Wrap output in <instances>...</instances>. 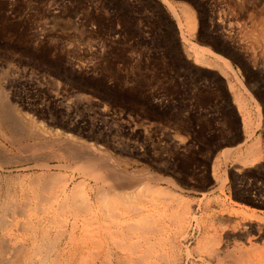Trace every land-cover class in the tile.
<instances>
[{
    "label": "rangeland",
    "instance_id": "374dc122",
    "mask_svg": "<svg viewBox=\"0 0 264 264\" xmlns=\"http://www.w3.org/2000/svg\"><path fill=\"white\" fill-rule=\"evenodd\" d=\"M186 41L223 58L207 53L208 62L200 61ZM1 89L22 116L49 129L40 140L18 137L0 123V163H9L0 167V191L8 201L9 189L11 203L25 206L20 218L45 216L38 209L46 203L39 196L44 189L58 207L63 184L78 183L84 174L92 184L115 182L85 173L90 167L67 155L70 143L107 155L112 168L129 175L124 191L147 183L167 191L160 198L156 191L133 197L135 206L123 207L124 217L112 216L116 223L108 221L101 239L90 215L80 213L89 224L76 232L81 241L75 234L78 244L73 235L65 239L78 264H118L120 258L124 264H264V156L254 165L235 157L257 138L264 147V0H0ZM237 146L232 157L224 151ZM42 170L63 178L51 186ZM182 202L190 211L185 228L176 217ZM59 259L52 261L63 264Z\"/></svg>",
    "mask_w": 264,
    "mask_h": 264
},
{
    "label": "bare ground",
    "instance_id": "6f19581e",
    "mask_svg": "<svg viewBox=\"0 0 264 264\" xmlns=\"http://www.w3.org/2000/svg\"><path fill=\"white\" fill-rule=\"evenodd\" d=\"M185 8H186V11L188 12V14H189V26H190V28L192 29V30H195V28H196V26H197V22H196V19H195V16H194V11H193V9L192 8H189V5L188 6H185ZM179 23V22H178ZM184 34H182V36H183ZM187 42V45H185V48H186V50L188 51V53L189 54H192V53H194L196 56H197V59L198 60H200V61H203V62H208V58L209 57H211V56H208V58H207V53H211V55L213 54L214 55V57H217V58H223L222 56H220L219 54H217V53H215L214 51H212L210 48H207V47H205V46H202V45H199V44H196V43H190V44H188V41H186ZM213 60V59H212ZM217 60V59H216ZM216 62V61H215ZM0 123H2V125L4 126V125H8L9 124V126H11L12 127V131L14 130L15 132H17L18 133V137H20L21 136V134L20 133H22V135H23V133H25L26 134V136H27V134L28 135H30V136H27V138H29V137H31V136H37V138L38 137H41L42 138V136H45V133H47L46 134V136L48 135V130L49 129H47L46 130V128H48V127H43V126H45V125H42V124H37L36 122H38L37 120H35L34 118V120L36 121H34L33 119H31V118H29V117H27L28 116V113L26 114V115H21V114H23V113H21L20 114V112H23V111H20V112H18V108H16L15 107V105H12L10 102L11 101H9L10 100V98L8 99L7 98V95H5V93H4V90L3 89H1L0 90ZM242 94V93H241ZM238 96V95H237ZM239 96H240V94H239ZM241 97V99H244V98H242V96H240ZM239 98V97H238ZM240 99V100H241ZM245 100H246V98H245ZM242 101V100H241ZM29 118V119H28ZM250 121V120H249ZM39 122H41V121H39ZM245 122H246V119H245ZM42 123V122H41ZM250 123H251V121H250ZM250 123H248V124H250ZM246 124H247V122H246ZM252 124V123H251ZM251 124H250V127H251ZM258 124H259V122H258ZM1 125V126H2ZM2 126V127H3ZM5 126V127H6ZM249 126V125H248ZM2 127H1V130H2ZM8 129V128H7ZM9 130V129H8ZM46 131V132H45ZM53 131V130H52ZM3 132V131H2ZM6 132V131H5ZM10 132V131H9ZM14 132V133H15ZM55 132V131H54ZM8 133V132H7ZM13 133V132H12ZM13 133V134H14ZM9 134V133H8ZM7 134V135H8ZM16 134V133H15ZM24 134V135H25ZM51 134V133H50ZM56 136L58 135L57 133L55 134ZM55 135H53V137H55ZM250 135L252 136V133H250ZM12 136V135H11ZM50 136V135H49ZM48 136V137H49ZM3 137V136H2ZM10 137V136H9ZM12 137H15V136H12ZM18 137H16V139L18 138ZM24 137V136H23ZM4 138H5V135H4ZM25 138V137H24ZM50 138V137H49ZM56 138V137H55ZM12 139V138H11ZM15 139V138H14ZM16 139L14 140V141H16ZM32 139H34L33 137H32ZM38 139H40V138H38ZM38 139H36V140H38ZM43 139V138H42ZM44 139H46V138H44ZM48 139V138H47ZM58 139V138H57ZM56 139V141H58ZM81 139V138H80ZM7 140V139H6ZM13 140V139H12ZM17 140H20V139H17ZM22 140V139H21ZM20 140V141H21ZM41 140V139H40ZM247 140V139H246ZM14 141H12L13 143H14ZM28 141V140H27ZM39 141V140H38ZM45 141H47V140H45ZM54 141H55V139H54ZM18 143H19V141H17ZM53 142V141H52ZM51 142V143H52ZM246 142V141H245ZM244 142V143H245ZM12 143V145H14ZM22 143H23V141H22ZM34 143V142H33ZM36 143V142H35ZM58 143V142H57ZM84 143V142H83ZM16 144V143H15ZM37 144V143H36ZM44 144H49L48 143V141H47V143L45 142ZM44 144H42V145H44ZM56 144V143H55ZM3 146V144L2 143H0V146ZM5 145V144H4ZM11 145V146H12ZM25 145V144H24ZM40 145V141H39V143H38V146ZM41 145V146H42ZM242 145V144H241ZM21 146V145H20ZM27 146H29V144H27ZM34 146H36V145H34ZM40 146V147H41ZM59 146V145H58ZM63 145H60V147H62ZM4 147V146H3ZM19 147V146H18ZM37 147V146H36ZM35 147V148H36ZM46 147V146H45ZM93 147V145H91V148ZM16 148V147H15ZM20 148V147H19ZM22 148H23V146H22ZM24 148H26V146L24 147ZM28 148V147H27ZM26 148V149H27ZM34 148V147H33ZM90 148V149H91ZM1 149V148H0ZM6 149V148H5ZM8 149V148H7ZM17 149V148H16ZM63 149H65V148H63ZM66 149H68L67 151H68V153H67V151H65L66 153H67V155L69 156V155H71V156H73L74 158H77V159H80L81 160V162H83V164L85 165V166H89L90 168H88V169H86V168H83V170H87L86 172L85 171H83V172H85V173H88L89 171L88 170H90V172L91 171H93V172H91V173H89V174H91V178L93 177V178H95L94 176H97V178L98 177H108V175L115 181V182H113V183H108V184H106L105 183V178H103V180L102 179H100V181L102 180L103 182H102V184H92V183H90L88 180H87V178H88V175H83L84 177H82V179L80 180V181H78V183H75L76 181L74 180L73 182H72V184H70V185H68L70 182H68V184L67 183H65V184H63V186H62V189H61V191H62V193H63V195H62V198H63V196H64V198L62 199V201H61V203H59V204H57L58 205V207H56L55 205H53L54 204V199H56L55 198V196L53 195V197H54V199H53V197L51 198V197H49L48 196V194L47 193H45L46 192V190L47 189H44L42 192H41V194H39V196L40 197H42V199H43V201L45 202V200H46V203H45V205H42V206H39L38 207V209H41L42 211H45V216H38V215H36L35 217L34 216H26V217H24V218H20V216H21V214L23 213L22 211H25V206H23V204L21 205V204H18V205H16L15 203H11V201H14V200H9V197H10V195L9 194H11V193H13L12 191H11V193H9V189H5L6 190V196L7 197H5V198H7L8 199V201H6V199L4 200L3 198V192L2 191H0V264H54V261H59L60 259L59 258H64V259H62L63 261H64V263L63 264H78V263H81V261L79 260L78 262H77V260H76V255H75V251H73V250H71L70 251V249L71 248H69V242L67 241V240H65L66 239V237H68L69 235H73V237L71 236L70 238H71V242L72 241H74L72 238H74L75 239V237H74V234L76 235V232H78L79 230H81L82 231V229L83 228H86V226H87V224H88V222H87V215L89 214L90 216V221L89 222H91L93 225H94V228H97L96 230V232H94V234L96 235V234H98L99 235V237H100V239H101V237H102V235H100L101 233H100V230L102 229V228H105V227H107L108 226V224H111L110 222H108V221H110L111 220V218H114V217H112V216H118L119 218L120 217H124V214H125V212H124V214H123V212L122 211H120L123 207H127V206H129V205H133L131 202H134L135 200H133L134 198L133 197H135V198H137V197H142L143 195H145V196H147L148 194H151L153 191H156L157 193H158V195H159V198L160 197H162V193H164V196H165V194H167V191L166 190H164L162 187H158V186H156V185H150V184H144V187L143 188H141V189H139L138 191L136 190V191H131V192H128V191H124L125 190V188L127 189L128 188V185L129 184H127V182H126V178H128V176L127 175H125V174H127V173H123V172H120V171H118V170H116L115 169V167L114 168H112L111 166H112V164H110L111 163V161H110V158H108L107 157V155H105V156H99L98 154H97V152L95 151V150H97L96 148L94 149V150H91V151H87V150H82L80 147H79V145H77V143H70V145H68V147L66 146ZM87 149V148H86ZM239 149V146H237V147H231V148H225L224 149V151H226L227 153H231L229 156L230 157H232L231 155H232V153L234 154V152L235 151H237ZM3 150V149H2ZM11 150V149H10ZM29 150H31V149H29ZM55 151H56V149H54ZM82 150V151H81ZM5 151V150H4ZM27 151V150H26ZM53 151V150H52ZM98 151V150H97ZM11 152V151H10ZM10 152H7V153H10ZM58 152V151H57ZM62 152V151H61ZM99 152V151H98ZM238 152H240V151H238ZM263 152H264V147H263V145H262V143H261V140L259 139V138H257L255 141H253L252 143H250V144H248L247 145V150H246V152H245V154H244V152L243 153H238V154H236V158L239 160V161H241L244 165H254L256 162H259L260 160H262V158H263ZM3 152L1 151V153L0 154H2ZM13 153V152H12ZM42 153V152H41ZM53 153H56V152H53ZM4 154V153H3ZM17 154V153H16ZM24 154V153H23ZM26 154V153H25ZM37 154V153H36ZM38 154H39V152H38ZM58 154V153H57ZM63 154V153H62ZM7 155V154H6ZM12 155V154H11ZM32 155V157L34 156L33 155V153L31 154ZM40 155V154H39ZM50 155V154H49ZM54 155V154H53ZM52 154H51V157L53 158V157H55V155L53 156ZM4 156H5V154H4ZM3 156V157H4ZM10 156V155H9ZM20 156V155H19ZM57 156V155H56ZM61 156V155H60ZM62 156H65L64 154L62 155ZM61 156V157H62ZM109 156V155H108ZM111 156V155H110ZM2 157V156H1ZM2 157V158H3ZM7 157V156H6ZM11 157V156H10ZM10 157H8L9 159H10ZM13 157V156H12ZM29 157V156H28ZM27 157V158H28ZM70 157V156H69ZM111 157H113V156H111ZM229 157V158H230ZM2 158H0V160L2 159ZM16 158V157H15ZM14 158V159H15ZM26 158V159H27ZM30 158V157H29ZM34 158H37V156L36 157H34ZM48 158V157H47ZM67 158V157H66ZM4 159H6V158H4ZM3 159V160H4ZM9 159H7V160H9ZM13 159V158H12ZM12 159H10V162L11 161H13ZM59 159V156L57 157V160ZM61 159V158H60ZM65 159V158H64ZM69 159V158H68ZM77 159H76V161H77ZM114 160H115V157L113 158ZM23 160H24V158H23ZM28 160V159H27ZM26 160V161H27ZM38 160H40V159H38ZM37 160V161H38ZM49 160V159H48ZM119 160V159H118ZM6 161V160H5ZM3 162V164H2V162L0 163V164H2V165H0V167L1 166H3V165H5L4 163H6V162ZM17 161V163H19L18 162V160H16ZM21 161V160H20ZM37 161H35V162H37ZM42 161V160H41ZM45 161L47 162V160L45 159ZM53 161V160H52ZM62 161V160H61ZM75 161V162H76ZM117 161V160H116ZM45 162V163H46ZM71 162V161H70ZM119 161H117L116 163H114V164H117ZM8 163V162H7ZM6 163V164H7ZM9 164V163H8ZM70 164V163H69ZM119 164V163H118ZM48 164L46 163V165L45 166H47ZM71 165V164H70ZM119 166H120V164H119ZM118 166V167H119ZM44 166H42V168H43ZM48 167H49V165H48ZM47 167V170H49L50 168H48ZM51 167V166H50ZM54 167V166H53ZM97 167V168H96ZM3 168V167H2ZM52 168V167H51ZM57 168V167H56ZM99 168V169H98ZM44 169H46V167H44ZM0 170H1V168H0ZM47 170H46V172H44L43 170V174H41V177H42V175H44L45 174V178H47L48 179V181L52 184L51 186H56V185H53V184H58L61 180H62V178H63V175L61 174V173H55V172H47ZM81 171V172H82ZM98 171V172H97ZM42 173V172H41ZM94 173H95V175H94ZM34 174V173H33ZM40 174V173H39ZM39 174H36V175H38L39 176ZM140 174H142V173H140ZM12 175H15V174H12ZM36 175H33L32 177H34V176H36ZM93 175V176H92ZM134 175H136V174H134ZM16 176V175H15ZM38 176H36V178L38 179ZM138 176V175H137ZM136 176V177H137ZM140 176V175H139ZM5 177V176H4ZM7 177V176H6ZM18 176H16V178H17ZM23 177H25V176H23ZM22 177V178H23ZM87 177V178H86ZM90 177V176H89ZM141 177V176H140ZM140 177H139V179H140ZM0 178L2 179V175H1V173H0ZM11 178V177H10ZM9 178V180H11ZM45 178H43V179H45ZM91 178H90V180H91ZM97 178H95V179H97ZM0 179V180H1ZM6 179V178H5ZM7 179H8V177H7ZM18 179V178H17ZM36 179V180H37ZM41 179V178H40ZM73 179V178H72ZM108 179V178H107ZM106 179V180H107ZM131 179V178H130ZM136 179V178H135ZM8 180V181H9ZM13 180V179H12ZM39 180V179H38ZM112 180V181H113ZM48 181H46V184H47V186L49 185V187H50V183L48 184L47 182ZM98 181V180H97ZM2 182V181H1ZM3 182H5V181H3ZM11 182V181H10ZM13 182V181H12ZM31 182H32V180H31ZM34 182V181H33ZM40 182H42V180L40 181ZM45 182V181H44ZM38 183V182H37ZM36 183V184H37ZM5 184V183H4ZM42 184V183H41ZM135 184V183H134ZM2 185V184H1ZM13 185H14V183H13ZM7 186V185H6ZM46 185H45V187L46 188H49V187H47ZM146 186V187H145ZM8 188V187H7ZM10 188V187H9ZM13 188V187H12ZM51 188V187H50ZM54 188V187H53ZM1 189V188H0ZM43 189V188H42ZM122 189H124V190H122ZM4 190V191H5ZM34 190H36V189H34ZM33 190V191H34ZM40 190V189H39ZM128 190V189H127ZM16 191V190H15ZM35 192V191H34ZM36 192H38L37 190H36ZM54 192V191H53ZM47 194V195H46ZM53 194V193H52ZM57 194V193H56ZM160 194H162L161 196H160ZM35 195H38V194H35ZM35 195H33L32 194V196H34L35 197ZM170 195H171V193H170ZM174 195V194H173ZM172 195V196H173ZM5 196V195H4ZM57 196H59L60 197V195H57ZM167 196V195H166ZM171 196V197H172ZM12 197V196H11ZM46 197H47V199H46ZM78 197H81V198H78ZM168 197V196H167ZM174 197V196H173ZM172 197V198H173ZM175 197H176V195H175ZM179 197H180V195H179ZM182 197V196H181ZM180 197V200L182 199ZM45 198V199H44ZM52 200H54V201H51V199ZM116 198L117 199H119L120 201H122V202H119V201H117L116 200ZM183 198H185V197H183ZM37 199V198H36ZM177 199V198H176ZM39 200H41V199H39ZM58 200V199H57ZM56 200V201H57ZM133 200V201H132ZM170 200V199H169ZM175 200V199H174ZM187 199H185L184 201H186ZM4 201H6V202H4ZM42 200L41 201H39V202H43ZM58 202V201H57ZM154 202V201H153ZM170 203L172 202L171 200L169 201ZM181 202V201H180ZM15 204V205H14ZM158 204V203H157ZM179 205H180V203H179ZM135 206V204L133 205V207ZM157 206V205H156ZM156 206L155 207H153V208H156ZM160 206V205H159ZM131 207V206H130ZM137 207V206H136ZM129 208V207H128ZM137 208H139V207H137ZM147 208V207H146ZM145 208V209H146ZM151 208V207H150ZM159 208V207H158ZM178 208H180L181 209V213L179 214V216H176V217H178L177 219H179V217H182L183 219H181L182 220V222H181V227L182 228H185V226L187 227L188 225H187V223H185L186 221H185V217H186V215H187V213H189L190 211H188L189 210V203H184V202H182V204L178 207ZM62 209V210H61ZM125 210H126V208H124ZM134 209V208H133ZM149 209V208H148ZM148 209H146V210H148ZM166 209V208H165ZM191 209V208H190ZM130 210V209H129ZM143 211H144V209H142ZM155 210V209H154ZM160 210V209H159ZM169 210V209H168ZM168 210L167 211H165L163 214H164V217H166V213L168 212ZM128 211V210H127ZM131 211V210H130ZM130 211H129V213H130ZM136 211H137V209H136ZM138 211H140V210H138ZM137 211V212H138ZM151 211H152V209H151ZM162 211V210H161ZM173 211V210H172ZM177 211H179V209H177L176 210V212ZM82 212H84L83 214H87L85 217L86 218H81L80 217V213H82ZM135 212V211H134ZM145 212V211H144ZM143 212V213H144ZM148 212V211H147ZM146 212V213H147ZM174 212V211H173ZM172 212V213H173ZM180 212V211H179ZM192 212V211H191ZM72 213V214H71ZM127 213V212H126ZM128 213V214H129ZM139 213V212H138ZM138 213H137V215H138ZM150 213H152V212H150ZM162 213V212H161ZM168 213H171L170 211L168 212ZM168 213H167V215H168ZM127 214V215H128ZM135 214V213H134ZM133 213H132V215H134ZM145 214V213H144ZM148 214V213H147ZM156 214V213H155ZM160 214V213H159ZM162 214V215H163ZM183 214H185L184 216H183ZM129 215H131V214H129ZM128 215V216H129ZM136 215V214H135ZM143 215V214H142ZM153 215V214H152ZM174 215V213L172 214V216ZM197 215V214H196ZM83 216V215H82ZM150 216H151V214H150ZM160 216V215H159ZM171 216V215H170ZM190 216V215H189ZM88 217V218H89ZM131 218H132V216H130ZM148 217H149V215H148ZM196 217V216H195ZM116 218V217H115ZM115 218L113 219V222H115L116 220H115ZM153 218H154V216H153ZM161 218V217H160ZM168 218V217H167ZM166 218V219H167ZM189 218V217H188ZM125 219V218H124ZM123 219V220H124ZM157 219H159V218H157ZM162 219V218H161ZM176 219V220H177ZM115 220V221H114ZM119 220V219H118ZM118 220H117V222H118ZM149 220V219H148ZM155 220V219H154ZM222 221L224 220V218L223 219H221ZM152 221V220H151ZM173 221V220H172ZM184 221V222H183ZM111 222H112V220H111ZM145 222V221H144ZM147 222H149V221H147ZM155 222V221H154ZM68 223L70 224V226L68 225ZM116 223V222H115ZM115 223H113V224H115ZM126 223V222H125ZM130 223H132L133 224V226H134V223L133 222H130ZM152 224H153V222H151ZM112 224V225H113ZM122 224V223H121ZM124 224V223H123ZM129 224V223H128ZM128 224H126V227H127V225ZM131 224V225H132ZM136 225H137V223H135ZM155 224V223H154ZM89 225V224H88ZM107 225V226H106ZM130 225V224H129ZM135 225V226H136ZM146 225V224H145ZM114 226V225H113ZM123 226V225H122ZM121 226V227H122ZM124 226H125V224H124ZM138 226V225H137ZM156 226V225H155ZM226 226V225H225ZM54 227H56V230L55 231H53V229H54ZM70 227V228H69ZM91 227V226H90ZM110 226H108V228H109ZM116 227V226H115ZM114 227V228H115ZM131 227V226H130ZM123 229H124V227H122ZM259 228L261 229V227H260V225H259ZM87 229H91V228H87ZM112 229V228H111ZM116 229H118L117 227H116ZM122 229V230H123ZM136 229V228H135ZM86 230V229H85ZM91 231V230H90ZM99 231V233H97ZM116 231V230H115ZM52 232H56V234L55 235H53V233ZM101 232H103V231H101ZM105 232V231H104ZM108 232V231H107ZM112 232H114V230L112 231ZM106 233V232H105ZM93 234V235H94ZM109 234V233H108ZM107 234V235H108ZM185 234V233H184ZM183 234V235H184ZM84 235H85V233H84ZM91 234H89L88 236H90ZM103 235H106V234H104L103 233ZM110 235V234H109ZM108 235V237H110V236H112V235H110L109 236ZM182 235V234H181ZM182 235V236H183ZM87 236V234H86V236L85 237H88ZM97 236V235H96ZM77 237L79 238V236H77L76 235V239H77ZM92 237V236H91ZM104 237L105 236H103V239H104ZM107 237V236H106ZM184 237H185V235H184ZM93 238H94V236H93ZM92 238V239H93ZM98 238V237H97ZM111 238V237H110ZM113 238V237H112ZM178 238V237H177ZM177 238H175V239H177ZM64 239V240H63ZM75 239V240H76ZM100 239L98 240V241H100ZM172 239H173V241H174V238L172 237ZM180 239H182V238H180ZM79 240L81 241V239L79 238ZM88 240V239H87ZM91 240V239H90ZM97 240L94 242V244H97ZM108 240V239H107ZM110 240V239H109ZM165 240H167V239H165ZM177 240H179V239H177ZM176 240V241H177ZM83 241V240H82ZM94 241V240H93ZM172 241V242H173ZM176 241H175V243H173V244H175V245H177V243H178V241H177V243H176ZM180 241V240H179ZM64 242V246H63V249H61V247H58L61 243H63ZM75 242H77V244H78V240L77 241H74L73 243H75ZM84 242V241H83ZM82 242V243H83ZM89 242H91V241H89ZM104 242V241H103ZM118 241H115V243H117ZM80 243V242H79ZM101 243V242H100ZM100 243H98V245L100 244ZM105 243H106V240H105ZM104 243V244H105ZM108 243V242H107ZM106 243V244H107ZM114 243V244H115ZM181 243V242H180ZM103 244V243H102ZM122 244H124V243H122ZM179 244V243H178ZM83 245V244H82ZM88 245V244H87ZM117 245V244H116ZM174 245V246H175ZM96 246V245H95ZM103 246V245H102ZM106 246V245H105ZM119 245H117L116 247H118ZM123 246V245H122ZM121 246V247H122ZM181 246V245H180ZM73 247H74V244H73ZM97 247V246H96ZM95 247V248H96ZM114 247V246H113ZM98 248V247H97ZM103 248H105V247H103ZM107 248H109V246H108V244H107ZM110 248H111V246H110ZM109 248V249H110ZM120 248V247H119ZM119 248H117L118 250H119ZM177 248H178V246H177ZM77 249V248H76ZM80 249V248H79ZM116 249V250H117ZM178 249H180V248H178ZM44 250H46V253H47V255H45V254H43L44 252ZM101 250V249H100ZM108 250V249H107ZM117 250V251H118ZM175 250H177V249H175ZM53 253L54 251H55V256L53 255V254H51L50 255V253L51 252ZM88 251V250H87ZM91 251V250H90ZM98 251V250H97ZM101 251H103L104 252V250L102 249ZM101 251H99L101 254H102V252ZM110 251H112V250H110ZM121 251V250H120ZM119 251V252H120ZM123 251V250H122ZM174 251V250H173ZM181 250H179V252H180ZM218 251V250H217ZM43 252V253H42ZM50 252V253H49ZM89 252V251H88ZM87 252V253H88ZM94 252V251H93ZM106 252V251H105ZM109 252V251H108ZM115 251H114V249H113V253H114ZM179 252H178V254H179ZM40 253H42L41 254V256H37V257H35V255H40ZM49 253V254H48ZM90 253V252H89ZM88 253V254H89ZM97 254H99V255H101L100 253H98V252H96ZM122 253V252H121ZM92 254V253H91ZM91 254H89V255H91ZM93 254H95V253H93ZM92 254V255H93ZM110 254H112V253H110ZM118 253H116V256L118 257V255H117ZM120 254V253H119ZM125 254V253H124ZM167 254V253H166ZM176 254V253H175ZM64 255V256H63ZM108 255H109V253H108ZM126 255V254H125ZM95 256V255H94ZM94 256H92V257H94ZM102 256V255H101ZM107 256V255H106ZM111 256V255H110ZM122 256V255H121ZM127 256V255H126ZM165 256H167V255H165ZM178 256V255H177ZM219 256V255H218ZM97 258H100V256L98 257V256H96ZM95 257V258H96ZM113 257V256H112ZM117 257H116V260H117ZM128 257V256H127ZM168 257H169V255H168ZM57 260H56V259ZM107 258H108V256H107ZM106 258V259H107ZM110 258V257H109ZM114 258V257H113ZM173 258L175 259V256H173ZM34 259H36V260H34ZM55 259V260H54ZM87 259V258H86ZM104 259V258H103ZM126 259V258H120V262L117 260V262L116 263H118V264H124V260ZM52 260H54V261H52ZM88 260H90V259H88ZM87 260V261H88ZM96 260H99V259H96ZM105 260V259H104ZM50 261V263H48ZM83 261V260H82ZM87 261H86V263H87ZM99 261H101V260H99ZM105 261H107V260H105ZM109 261V260H108ZM121 261L123 262V263H121ZM51 262H53V263H51ZM92 261H90V263H91ZM94 262V264H97L95 261H93ZM92 262V263H93ZM104 262V261H103ZM102 262V264H105V262L103 263ZM109 262H111V261H109ZM59 263V262H58ZM85 264V261L84 262H82V264ZM89 263V262H88ZM61 264V263H60ZM99 264H100V262H99ZM111 264H113V263H111Z\"/></svg>",
    "mask_w": 264,
    "mask_h": 264
},
{
    "label": "trees",
    "instance_id": "16d2710c",
    "mask_svg": "<svg viewBox=\"0 0 264 264\" xmlns=\"http://www.w3.org/2000/svg\"><path fill=\"white\" fill-rule=\"evenodd\" d=\"M197 126H199V125H197ZM205 147L208 148V146H205ZM215 148H216V146L215 145H212V149H215ZM201 149H203V146L201 147ZM201 149H198V150H201Z\"/></svg>",
    "mask_w": 264,
    "mask_h": 264
}]
</instances>
